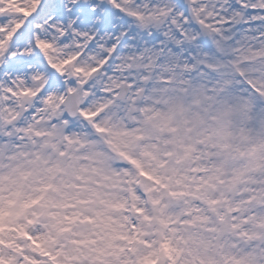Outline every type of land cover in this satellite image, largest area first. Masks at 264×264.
Returning <instances> with one entry per match:
<instances>
[{
	"label": "clouds",
	"instance_id": "obj_1",
	"mask_svg": "<svg viewBox=\"0 0 264 264\" xmlns=\"http://www.w3.org/2000/svg\"><path fill=\"white\" fill-rule=\"evenodd\" d=\"M0 264H264V0H0Z\"/></svg>",
	"mask_w": 264,
	"mask_h": 264
}]
</instances>
